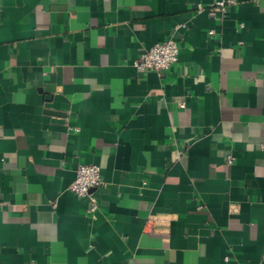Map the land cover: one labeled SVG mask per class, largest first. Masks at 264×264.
<instances>
[{
	"label": "crops",
	"instance_id": "0c3cea01",
	"mask_svg": "<svg viewBox=\"0 0 264 264\" xmlns=\"http://www.w3.org/2000/svg\"><path fill=\"white\" fill-rule=\"evenodd\" d=\"M216 1L0 0V264H264V0Z\"/></svg>",
	"mask_w": 264,
	"mask_h": 264
},
{
	"label": "built area",
	"instance_id": "2783aa9c",
	"mask_svg": "<svg viewBox=\"0 0 264 264\" xmlns=\"http://www.w3.org/2000/svg\"><path fill=\"white\" fill-rule=\"evenodd\" d=\"M235 0H217L208 10L211 16L223 17L227 13L228 6ZM201 6H198L200 9ZM213 33V30L209 31ZM179 46L177 42L171 38L159 41L133 60V66L136 70L162 72L168 69L172 64L178 61ZM104 182L101 177L100 167L95 164L78 163L75 167V177L71 182L69 189L79 198H86L88 205L86 213L94 216L98 202L93 194V189L102 185ZM21 264H35L28 261Z\"/></svg>",
	"mask_w": 264,
	"mask_h": 264
}]
</instances>
